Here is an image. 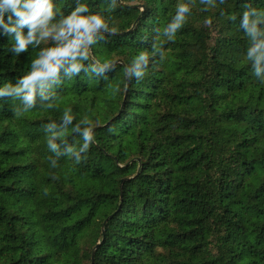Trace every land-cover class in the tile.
Wrapping results in <instances>:
<instances>
[{
	"label": "trees",
	"instance_id": "trees-1",
	"mask_svg": "<svg viewBox=\"0 0 264 264\" xmlns=\"http://www.w3.org/2000/svg\"><path fill=\"white\" fill-rule=\"evenodd\" d=\"M173 5L121 0L117 33L96 49L116 71L66 81L57 109L16 117L0 100V264H264V84L236 60V25L196 0L165 61L124 77ZM8 47L0 37V82L35 54ZM69 106L94 118L97 144L53 169L41 123Z\"/></svg>",
	"mask_w": 264,
	"mask_h": 264
},
{
	"label": "clouds",
	"instance_id": "clouds-1",
	"mask_svg": "<svg viewBox=\"0 0 264 264\" xmlns=\"http://www.w3.org/2000/svg\"><path fill=\"white\" fill-rule=\"evenodd\" d=\"M200 11L220 8V15L235 24L244 40L237 62L247 65L256 82L264 84V7L256 0H240L238 12L226 11L227 0H198ZM121 0H0V37L9 42L7 52L14 57L29 49L30 63L15 78L0 82V100L13 102L12 112L20 117L33 110H54L61 100L60 91L66 81L84 74L108 80L119 63L114 57L97 56L96 49L107 36L118 31L114 12ZM196 0H174L172 14L166 23L153 27L150 46L138 49L123 65L128 82L142 81L149 69L158 68L166 59L161 45L174 41L192 14ZM211 17L205 16L208 25ZM18 102V103H17ZM48 152L49 166L55 169L62 157L79 164L90 147L97 144L96 123L89 115H79L65 107L57 118L41 123ZM111 131V129H110Z\"/></svg>",
	"mask_w": 264,
	"mask_h": 264
}]
</instances>
